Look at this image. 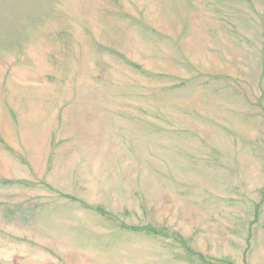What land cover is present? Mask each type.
<instances>
[{"label":"rangeland","instance_id":"obj_1","mask_svg":"<svg viewBox=\"0 0 264 264\" xmlns=\"http://www.w3.org/2000/svg\"><path fill=\"white\" fill-rule=\"evenodd\" d=\"M0 264H264V0H0Z\"/></svg>","mask_w":264,"mask_h":264}]
</instances>
